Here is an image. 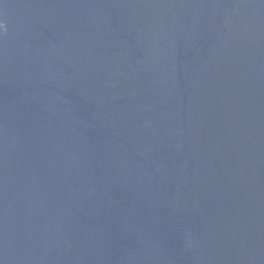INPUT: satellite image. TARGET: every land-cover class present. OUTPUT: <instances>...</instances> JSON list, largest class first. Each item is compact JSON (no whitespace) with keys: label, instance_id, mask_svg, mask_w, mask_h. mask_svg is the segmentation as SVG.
<instances>
[{"label":"water","instance_id":"water-1","mask_svg":"<svg viewBox=\"0 0 264 264\" xmlns=\"http://www.w3.org/2000/svg\"><path fill=\"white\" fill-rule=\"evenodd\" d=\"M0 24V264H264V0Z\"/></svg>","mask_w":264,"mask_h":264},{"label":"clouds","instance_id":"clouds-1","mask_svg":"<svg viewBox=\"0 0 264 264\" xmlns=\"http://www.w3.org/2000/svg\"><path fill=\"white\" fill-rule=\"evenodd\" d=\"M4 27H5V26H4L3 24H0V28H3V29H4Z\"/></svg>","mask_w":264,"mask_h":264}]
</instances>
